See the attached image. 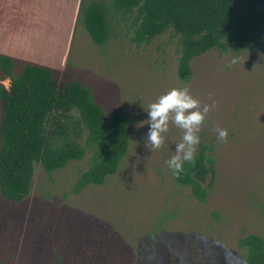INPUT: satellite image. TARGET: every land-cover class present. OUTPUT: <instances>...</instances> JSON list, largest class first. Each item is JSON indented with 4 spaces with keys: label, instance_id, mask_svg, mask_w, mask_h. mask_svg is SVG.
Listing matches in <instances>:
<instances>
[{
    "label": "rangeland",
    "instance_id": "374dc122",
    "mask_svg": "<svg viewBox=\"0 0 264 264\" xmlns=\"http://www.w3.org/2000/svg\"><path fill=\"white\" fill-rule=\"evenodd\" d=\"M81 1L0 0V54L17 60L16 72L35 62L86 83L108 120L127 117L129 151L114 175L79 193L89 152L51 177L36 163L21 202L0 192V264H241L240 237L264 238V53L255 44L209 50L183 81L177 36L138 42L135 16L116 15L110 40L97 45L76 25ZM174 86L217 105L199 132L215 160L206 202L166 167L181 129L170 122L160 149L145 145L148 104ZM217 127L228 129L227 142Z\"/></svg>",
    "mask_w": 264,
    "mask_h": 264
},
{
    "label": "trees",
    "instance_id": "16d2710c",
    "mask_svg": "<svg viewBox=\"0 0 264 264\" xmlns=\"http://www.w3.org/2000/svg\"><path fill=\"white\" fill-rule=\"evenodd\" d=\"M134 15L135 40L150 43L171 32L178 37V75L191 78V61L215 49L241 52L248 45L264 53V0H82L76 25L81 24L97 45H105L114 31V16ZM0 54V192L11 202L27 198L35 164L49 177L89 152L88 168L73 187L79 193L101 185L114 175L129 151L127 117L111 120L91 89L80 80L60 78L45 64ZM200 144L195 164H186L175 180L206 202L215 182V160ZM241 264H264V238L240 237Z\"/></svg>",
    "mask_w": 264,
    "mask_h": 264
},
{
    "label": "clouds",
    "instance_id": "9594fccd",
    "mask_svg": "<svg viewBox=\"0 0 264 264\" xmlns=\"http://www.w3.org/2000/svg\"><path fill=\"white\" fill-rule=\"evenodd\" d=\"M237 61L238 58H233L231 62L235 64ZM216 106L215 101L211 105L201 106L200 100L194 97L188 88L175 86L148 104L145 145L151 152L160 149L164 144L170 122L182 130L180 141L175 143L172 150L173 154L165 160L166 167L173 177H179L186 164H195L197 148L201 143V125L206 114ZM215 131L219 141L227 142V128L217 127Z\"/></svg>",
    "mask_w": 264,
    "mask_h": 264
}]
</instances>
